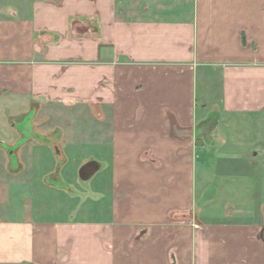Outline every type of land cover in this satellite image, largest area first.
<instances>
[{"label":"crops","instance_id":"1","mask_svg":"<svg viewBox=\"0 0 264 264\" xmlns=\"http://www.w3.org/2000/svg\"><path fill=\"white\" fill-rule=\"evenodd\" d=\"M215 112L264 119V0H0V134L19 163L3 171L72 157L69 138L98 149L87 182L103 174L66 220L0 207V264H264V220L199 216Z\"/></svg>","mask_w":264,"mask_h":264},{"label":"rangeland","instance_id":"2","mask_svg":"<svg viewBox=\"0 0 264 264\" xmlns=\"http://www.w3.org/2000/svg\"><path fill=\"white\" fill-rule=\"evenodd\" d=\"M59 108V115L55 119L56 125L50 132H54L53 137L56 140H60L67 130L64 129L66 118L63 117L67 115L68 110L62 105ZM12 113H15V109L9 110V114ZM33 116L34 113L20 116L21 121L25 123L23 128L19 129L22 134L31 135L28 122ZM245 116L222 119L215 112L210 114L209 121L200 125L203 129L212 128V133L203 136L205 141L201 152H203L205 164L198 171L197 176L198 188L204 193L199 200L201 206L199 216L204 220L246 223L264 220L262 206L264 203V119L257 116ZM45 123L53 125L48 120ZM0 136V139L5 142L0 143V157L2 156L0 187H7L4 198L8 199V203L0 207L4 208L3 214L6 216L18 219L26 215V211L32 206V216L51 221L66 220L75 210L74 206H80L82 189L95 188L102 183L103 174L97 175L91 184L82 178L80 170L90 161L97 166L95 161L98 162L99 159L86 156L90 150L97 153L98 149L83 147L75 149L70 146L69 138H65L66 140L61 143V152H67L68 156L71 152L72 157L55 158L43 155L39 161L29 166L33 168V173L28 174L27 170H24V173L11 175L9 168H7L8 171H3V168L8 162L13 169L19 166L17 158L9 154L16 149V146L10 147L2 133ZM35 137L44 140L43 136ZM76 143L79 145L83 142ZM15 144H18L17 140ZM4 152L8 153V159L4 157ZM26 159H22L25 165H27ZM93 170L94 166L90 165L85 169V174L89 175ZM48 171L50 173L46 174ZM5 172H8L9 178L6 177ZM108 184L109 182L106 183V187ZM73 196L75 199L71 200ZM92 197L98 198L93 194ZM92 197L86 204L90 210L88 213L95 214L99 201L95 202ZM101 203L107 204V198L101 200ZM83 214L80 213V216Z\"/></svg>","mask_w":264,"mask_h":264},{"label":"trees","instance_id":"3","mask_svg":"<svg viewBox=\"0 0 264 264\" xmlns=\"http://www.w3.org/2000/svg\"><path fill=\"white\" fill-rule=\"evenodd\" d=\"M61 157V156H60ZM59 158V157H58ZM61 158H64V157H61ZM94 162L93 161H90V162H87L86 164H84L82 167H81V176H82V178L84 179V180H89V178H91L92 176H93V174H95V172H96V170H93L92 172H91V174H89V175H86L85 174V169L88 167V166H90V165H92Z\"/></svg>","mask_w":264,"mask_h":264},{"label":"water","instance_id":"4","mask_svg":"<svg viewBox=\"0 0 264 264\" xmlns=\"http://www.w3.org/2000/svg\"><path fill=\"white\" fill-rule=\"evenodd\" d=\"M262 239H264V227L262 229V235H261Z\"/></svg>","mask_w":264,"mask_h":264}]
</instances>
